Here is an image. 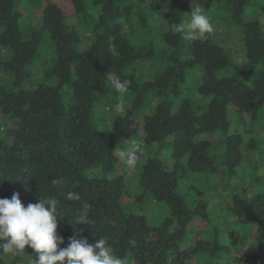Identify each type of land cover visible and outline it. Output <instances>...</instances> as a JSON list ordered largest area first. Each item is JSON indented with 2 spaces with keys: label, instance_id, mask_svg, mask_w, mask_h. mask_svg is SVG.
Wrapping results in <instances>:
<instances>
[{
  "label": "trees",
  "instance_id": "16d2710c",
  "mask_svg": "<svg viewBox=\"0 0 264 264\" xmlns=\"http://www.w3.org/2000/svg\"><path fill=\"white\" fill-rule=\"evenodd\" d=\"M18 1L0 0V198L19 193L25 206L56 198L66 216L58 220L60 248L70 237L90 244L104 237L125 264H264V178L248 177L264 167V158L245 163L244 153L250 156L262 140L264 13L249 14L250 0H226L241 27L247 61L220 75L233 65L230 52L214 39L189 41L175 30L183 9L203 1L210 7L215 0H137L136 7L130 0H91V9L84 0H43L41 15L25 33ZM156 26L163 30L158 34L166 61L135 34L140 27L153 33ZM46 32L55 62L31 85L29 66ZM259 63L261 76L247 83L248 70ZM199 68L198 99L181 97L186 72ZM107 71L131 80L127 92L111 93ZM66 87L73 91L69 108ZM149 97L158 101L147 114ZM99 100L112 113L123 100L125 111H115L112 131L94 125ZM5 120L19 121L9 137L1 127ZM218 132L225 135L224 151L217 148ZM131 140L141 141L142 153L129 170L117 153ZM94 167L100 174L90 176ZM220 167L224 182L217 178ZM188 173L197 175L188 186L199 195L194 209L178 191ZM212 189L215 204L222 200L218 220L201 197ZM69 192L80 199L66 200ZM148 201L170 210L157 226ZM192 225L197 231L189 243ZM33 254L29 246L16 256L0 253V264H30Z\"/></svg>",
  "mask_w": 264,
  "mask_h": 264
},
{
  "label": "rangeland",
  "instance_id": "374dc122",
  "mask_svg": "<svg viewBox=\"0 0 264 264\" xmlns=\"http://www.w3.org/2000/svg\"><path fill=\"white\" fill-rule=\"evenodd\" d=\"M86 3V6L91 9V0H84ZM131 3L137 6L138 1L137 0H130ZM43 0H19L17 4V9L23 13L21 19H20V26L23 30V32H27V30L30 29L32 23L35 21V19L41 15L43 11ZM170 3L168 2V5ZM206 2H196L191 7L195 8L199 6L204 14H206L213 26L214 31L210 34H205L202 37L204 39H214L216 42H218L220 45H223L229 52L230 56L232 58L233 65L225 70H223L220 75H231L235 72V66L236 65H242L247 61L246 57V49L243 41V34L241 32V27L236 26L233 23L232 13L229 10V8L226 5V0H215L213 1L212 5L210 7H206ZM191 7H188L186 9H183L180 13L182 21H186L190 18V11ZM247 12L253 16H257L259 13H264V0H250V4L247 6ZM150 18H148V21H150ZM264 19V17H263ZM157 26L154 28L155 31L153 33L150 31H146L145 29L136 30L135 34L137 33V36L141 41L146 43H143L146 45L148 42H152V44L155 46L157 57H159L162 60L166 61V55L167 50L162 46L160 36L158 32L160 31V34L163 30H158L156 32ZM159 29V28H158ZM130 32V30H128ZM143 35V39H141L140 34ZM137 45H142L137 43ZM189 49V41L187 44V50ZM186 55H183L185 57ZM56 58L55 54V47L52 42L51 37L49 36V33L46 32L44 34L42 45L39 49L38 56L32 61V63L29 66V69L31 71V74H34L30 82L31 85H35L37 82H40L43 77V72L46 68L54 64ZM262 65L263 63H259L253 67H251L248 70L246 82L251 83V81L257 77H260L262 74ZM203 79V70L202 69H192L188 70L186 72V81L183 84V93L180 95L181 97H190L195 99H198L195 89L196 87L201 83ZM109 89L111 93L116 92L115 89L111 86V82L109 81ZM64 95V103L67 108L70 107V105L73 103V91L71 88L66 87L63 92ZM158 101V98H148L147 103L144 108V112L149 114L153 111L156 102ZM96 105V115H95V121L94 125L95 127L104 132H109L113 130V122H114V116L115 111L108 112L105 104L99 100V102ZM11 122V123H10ZM2 129L6 128V136H11L12 131L18 127L19 121L17 120H11V121H2L1 122ZM9 127H7V126ZM258 126H259V132L261 137V145L255 149L252 150L250 153V156L247 154V151H244L245 155V163L247 161H252V158H255L256 162H259L261 158H264V110H261L258 117ZM4 136L2 130H0V137ZM225 135L221 133H216V138L219 140V144L217 145V148H219L221 151H224L226 148L225 143L222 141V138L224 139ZM12 139V138H11ZM133 140H131L130 143H132ZM141 142V141H139ZM223 142V143H222ZM250 157V158H249ZM249 158V159H248ZM138 165V163H137ZM136 165V166H137ZM244 167V164H242ZM264 166V163H263ZM220 173L217 176V178H220L222 182L226 180V174L225 171L222 169V167L219 168ZM87 173L92 175H99L100 174V168L94 167L89 168ZM257 176H261L264 178V167H259L258 170L251 169L249 178L254 181V178ZM197 183V175L195 173H188L187 176L183 179L179 180L178 183V191L180 193H186V198L188 200V204L191 209H194L195 206L198 204L200 200L199 195L194 191L188 190V186L191 184ZM254 185L256 187H261L260 182H254ZM221 191H224L223 187L221 188ZM229 191V190H228ZM217 191L216 189L210 190V192L205 193L207 195H202V199H208L209 200V207L210 210H212V213H216L217 220L222 216L221 209H223L222 206V200H217V203L215 204V199L217 198L216 195ZM146 209L150 215V222L153 226L159 225L170 213V210L162 203H156V202H147ZM214 204V205H213ZM220 206V208H219ZM212 207V208H211ZM212 218H215V216L212 215ZM197 230H195V227L192 225V228L190 229V232L186 239L189 243L194 242V239L196 237L195 233Z\"/></svg>",
  "mask_w": 264,
  "mask_h": 264
},
{
  "label": "clouds",
  "instance_id": "9594fccd",
  "mask_svg": "<svg viewBox=\"0 0 264 264\" xmlns=\"http://www.w3.org/2000/svg\"><path fill=\"white\" fill-rule=\"evenodd\" d=\"M175 30L184 34V39L195 41L205 34L214 31L210 18L199 6L192 8L190 18L180 21ZM106 79L116 92L124 94L131 86V80L121 78L113 72H106ZM119 113L125 111L123 100L114 105ZM142 153L141 143L133 141L130 148L117 153L120 163L129 170L135 169ZM2 182V180H0ZM59 183L58 180L54 181ZM66 200H79L78 193L69 192ZM58 209V201L54 197L22 204L19 193L12 197L0 198V253L19 255L26 246L34 250L30 264H125L124 260L115 255L107 238H96L90 244L87 238L70 237L67 247L60 248L64 238L57 233L58 220L65 218ZM89 226L90 220H84Z\"/></svg>",
  "mask_w": 264,
  "mask_h": 264
}]
</instances>
